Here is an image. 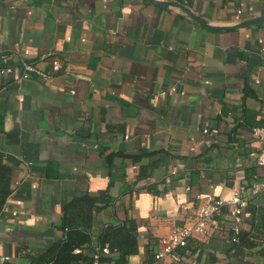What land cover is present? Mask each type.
Masks as SVG:
<instances>
[{"label": "crops", "instance_id": "obj_1", "mask_svg": "<svg viewBox=\"0 0 264 264\" xmlns=\"http://www.w3.org/2000/svg\"><path fill=\"white\" fill-rule=\"evenodd\" d=\"M0 0V64L61 68L51 79L0 77V151L12 166L0 211V264H29L64 238L63 204L99 196L96 242L138 223L129 264H264V188L250 194L238 242L223 208L178 261L161 236L193 225L199 197L261 182L264 0ZM207 21L205 25L188 10ZM5 55L6 61L1 57Z\"/></svg>", "mask_w": 264, "mask_h": 264}, {"label": "trees", "instance_id": "obj_2", "mask_svg": "<svg viewBox=\"0 0 264 264\" xmlns=\"http://www.w3.org/2000/svg\"><path fill=\"white\" fill-rule=\"evenodd\" d=\"M5 158L0 151V211L13 191V168L5 162ZM109 202L106 191H101L99 196L86 195L64 203L60 225L65 232L64 238L50 241L42 252L26 254L29 264H129V257L139 251L136 219L108 225L97 241L93 240L92 212L96 206L102 208L99 203ZM106 244H109L112 252L107 255L101 253L95 259V253ZM77 249L80 252H76ZM114 249H117V254H113Z\"/></svg>", "mask_w": 264, "mask_h": 264}, {"label": "built area", "instance_id": "obj_3", "mask_svg": "<svg viewBox=\"0 0 264 264\" xmlns=\"http://www.w3.org/2000/svg\"><path fill=\"white\" fill-rule=\"evenodd\" d=\"M49 56H51V59H49L51 64L50 71L40 67L37 62L21 60L16 66L9 64L1 66L0 64V77L12 75V79L16 82H22L33 76L42 79H51L54 77L55 72L60 70L62 62L58 57L52 56L51 53L43 55L41 59L45 60ZM1 59L6 61V56L3 55ZM253 132L262 142V151L259 155L258 163L264 167V126L254 127ZM263 188L264 176L261 182H255L251 187L237 185L232 190L229 197L215 195L199 197L200 203L195 210V223L193 225L174 227L168 234L161 236L159 239V247L155 254L156 259L162 260L171 258L178 261L182 256L181 250L188 245L191 238H206L211 234L213 229L212 226L223 208H228L232 213L231 241L238 242L241 222L245 209L248 206V197L250 194H258ZM76 252H80V249H77ZM111 252L109 244H106L95 253V259H97L101 253L107 255ZM117 253V249H114L113 254Z\"/></svg>", "mask_w": 264, "mask_h": 264}, {"label": "water", "instance_id": "obj_4", "mask_svg": "<svg viewBox=\"0 0 264 264\" xmlns=\"http://www.w3.org/2000/svg\"><path fill=\"white\" fill-rule=\"evenodd\" d=\"M151 1H153V2H155V3H158V4H164V5H169V4H171V5H179V6H181L179 3H176V2H173V1H161V0H151ZM181 7H183V6H181ZM186 10H188V9H186ZM188 12H189V14H190L192 17H194L197 21H199V22H201V23H203V24H205V25H208V24H207V21L204 20L203 18H201L200 16L195 15L194 13H192V12L189 11V10H188ZM262 21H264V15L259 16V17H256V18H253V19H250V20L243 21V22H241V23H239V24H237V25H234V26H229V27H224V28H229V29H231V28H236V27H243V26H247V25H250V24H255V23H257V22H262Z\"/></svg>", "mask_w": 264, "mask_h": 264}]
</instances>
